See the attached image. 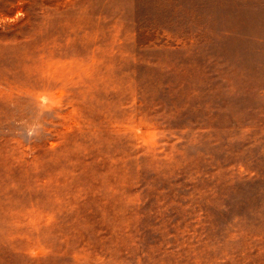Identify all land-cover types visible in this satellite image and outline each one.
I'll return each instance as SVG.
<instances>
[{"label": "rangeland", "instance_id": "rangeland-1", "mask_svg": "<svg viewBox=\"0 0 264 264\" xmlns=\"http://www.w3.org/2000/svg\"><path fill=\"white\" fill-rule=\"evenodd\" d=\"M0 264H264V0H0Z\"/></svg>", "mask_w": 264, "mask_h": 264}]
</instances>
